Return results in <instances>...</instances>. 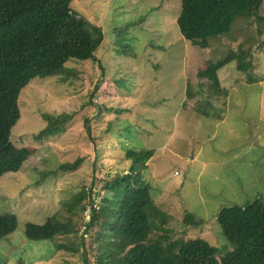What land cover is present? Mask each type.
<instances>
[{
    "label": "rangeland",
    "instance_id": "rangeland-1",
    "mask_svg": "<svg viewBox=\"0 0 264 264\" xmlns=\"http://www.w3.org/2000/svg\"><path fill=\"white\" fill-rule=\"evenodd\" d=\"M70 7L101 27L102 41L94 59H71L64 73L34 77L18 95L5 156L19 167L0 176V214L14 213L17 226L0 239V264H85V257L98 264L93 230L82 236L87 197L72 211L67 205L82 191L100 204L104 182L128 171L130 148L153 152L142 178L171 237L203 238L220 258L233 244L216 221L219 209L264 199V27L254 17L264 16V0L206 48L179 32L180 0H71ZM239 44L250 47L245 72L230 62L217 70V87L198 74ZM43 114L54 116L55 133L39 134ZM76 158L74 170L60 168ZM60 210L73 232L26 238L27 222L41 224ZM186 213L201 225L184 223Z\"/></svg>",
    "mask_w": 264,
    "mask_h": 264
},
{
    "label": "trees",
    "instance_id": "trees-1",
    "mask_svg": "<svg viewBox=\"0 0 264 264\" xmlns=\"http://www.w3.org/2000/svg\"><path fill=\"white\" fill-rule=\"evenodd\" d=\"M236 1V2H235ZM71 0H0V176L16 171L19 164L7 161L11 150L10 132L20 117L18 95L34 77L62 74L65 63L72 60L94 59V51L102 41L101 27L91 25L71 7ZM238 3L243 10L235 9ZM261 0H180L176 23L181 35L201 48L211 39L229 35L236 16L254 15L253 9ZM260 30L264 16L255 15ZM250 47L238 45L226 57L210 62L199 75L219 85L217 70L236 61V68L246 71L251 61ZM254 82V77H249ZM215 87V88H216ZM51 114H43L47 125L39 134L55 133ZM110 124V123H109ZM108 124V125H109ZM152 150L128 149L130 160L126 173L117 174L102 185L100 204L92 205L90 195L82 191L75 201L68 203L72 211L75 203L85 200L81 211L90 205L89 218L81 222L82 236H87L95 249L98 264H264V199L255 198L240 206L219 209L216 214L221 232L233 248L220 258L216 247L203 238H173V230L166 227L167 214L158 209L149 185L142 178V169L152 156ZM80 162L63 163L61 169L74 170ZM74 204V205H73ZM73 205V206H71ZM60 210L43 223L27 222L26 238L48 240L74 231L75 224ZM156 218V220H155ZM186 224L198 227L201 220L186 213ZM14 213L0 214V239L14 231ZM159 234L152 236L153 232ZM60 248H68L58 245ZM77 250L76 247L72 250ZM71 250V249H70ZM85 255V252L83 253ZM85 264L87 258L84 259Z\"/></svg>",
    "mask_w": 264,
    "mask_h": 264
},
{
    "label": "built area",
    "instance_id": "built-area-1",
    "mask_svg": "<svg viewBox=\"0 0 264 264\" xmlns=\"http://www.w3.org/2000/svg\"><path fill=\"white\" fill-rule=\"evenodd\" d=\"M90 197H91V194H90ZM91 202H93V200L91 199ZM92 205H94L95 206V204H94V202L92 203ZM91 208V207H90ZM90 208H89V210L88 211H86V213L84 212V214H85V217L88 219V216H87V213H89L90 212Z\"/></svg>",
    "mask_w": 264,
    "mask_h": 264
}]
</instances>
